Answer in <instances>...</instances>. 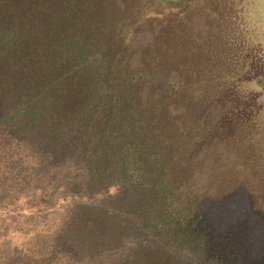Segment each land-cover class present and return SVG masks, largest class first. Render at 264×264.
<instances>
[{
	"label": "trees",
	"instance_id": "16d2710c",
	"mask_svg": "<svg viewBox=\"0 0 264 264\" xmlns=\"http://www.w3.org/2000/svg\"><path fill=\"white\" fill-rule=\"evenodd\" d=\"M55 178L0 264H264V0H0V205Z\"/></svg>",
	"mask_w": 264,
	"mask_h": 264
},
{
	"label": "rangeland",
	"instance_id": "374dc122",
	"mask_svg": "<svg viewBox=\"0 0 264 264\" xmlns=\"http://www.w3.org/2000/svg\"><path fill=\"white\" fill-rule=\"evenodd\" d=\"M76 166L78 168L68 172L73 175L82 169L80 164ZM71 200L60 187L59 179L55 178L39 189L23 190L7 207L0 205V249H20L38 235L40 238H36V242L42 240L48 229L63 217Z\"/></svg>",
	"mask_w": 264,
	"mask_h": 264
}]
</instances>
